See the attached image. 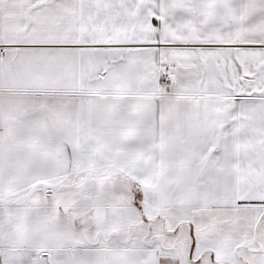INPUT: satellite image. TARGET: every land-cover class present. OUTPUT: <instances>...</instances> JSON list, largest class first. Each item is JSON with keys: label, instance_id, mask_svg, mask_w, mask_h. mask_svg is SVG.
<instances>
[{"label": "snow or ice", "instance_id": "obj_1", "mask_svg": "<svg viewBox=\"0 0 264 264\" xmlns=\"http://www.w3.org/2000/svg\"><path fill=\"white\" fill-rule=\"evenodd\" d=\"M0 264H264V0H0Z\"/></svg>", "mask_w": 264, "mask_h": 264}]
</instances>
